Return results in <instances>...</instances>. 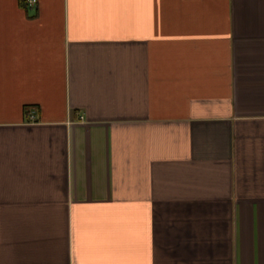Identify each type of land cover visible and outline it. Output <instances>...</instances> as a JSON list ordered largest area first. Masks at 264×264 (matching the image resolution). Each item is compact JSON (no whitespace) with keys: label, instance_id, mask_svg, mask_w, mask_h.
Here are the masks:
<instances>
[{"label":"crops","instance_id":"1","mask_svg":"<svg viewBox=\"0 0 264 264\" xmlns=\"http://www.w3.org/2000/svg\"><path fill=\"white\" fill-rule=\"evenodd\" d=\"M0 264H264V0H0Z\"/></svg>","mask_w":264,"mask_h":264},{"label":"built area","instance_id":"2","mask_svg":"<svg viewBox=\"0 0 264 264\" xmlns=\"http://www.w3.org/2000/svg\"><path fill=\"white\" fill-rule=\"evenodd\" d=\"M35 1H36V0H29V3H34ZM30 118H31V119H34V115L31 114V115H30Z\"/></svg>","mask_w":264,"mask_h":264}]
</instances>
